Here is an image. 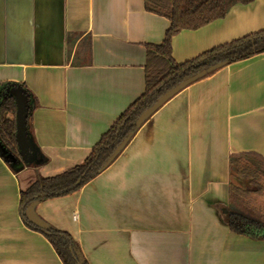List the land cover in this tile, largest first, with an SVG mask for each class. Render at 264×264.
Here are the masks:
<instances>
[{
    "label": "crops",
    "instance_id": "crops-1",
    "mask_svg": "<svg viewBox=\"0 0 264 264\" xmlns=\"http://www.w3.org/2000/svg\"><path fill=\"white\" fill-rule=\"evenodd\" d=\"M169 26L145 0H0V83L34 97L29 130L44 158L13 167L0 154V264H65L25 222L21 190L88 157L144 94L146 44ZM261 31L264 0L235 4L176 33L172 56L183 64ZM238 153L264 159V52L177 90L103 171L33 212L68 232L88 264H264V239L225 219ZM250 198L264 206V193Z\"/></svg>",
    "mask_w": 264,
    "mask_h": 264
},
{
    "label": "trees",
    "instance_id": "trees-1",
    "mask_svg": "<svg viewBox=\"0 0 264 264\" xmlns=\"http://www.w3.org/2000/svg\"><path fill=\"white\" fill-rule=\"evenodd\" d=\"M252 1L254 0H145L146 10L168 18L170 26L161 43L146 44L144 94L114 122L82 163L53 176H38L28 187L21 190L20 209L27 225L40 230L29 218L35 203L79 190L110 165L140 127L143 113L155 106L161 98L166 95L170 97L189 82L212 73L219 65L264 52V31H261L215 48L183 64H178L172 56L171 41L176 33L183 29L200 28L224 17L235 4H247ZM222 49L227 50L213 55ZM202 58L203 60H200ZM17 85L21 84L0 83V142L18 156L16 103L7 91ZM21 86L30 94L34 106V97L25 85ZM229 164L232 176L239 182H231L229 186L231 200L226 209V222L236 233L264 239V206H255L250 198L253 194L264 193V159L255 153H238L230 156ZM33 215L36 217L34 212ZM49 231L50 234L45 235L65 264H88L78 243L68 232L52 226H49Z\"/></svg>",
    "mask_w": 264,
    "mask_h": 264
},
{
    "label": "water",
    "instance_id": "water-1",
    "mask_svg": "<svg viewBox=\"0 0 264 264\" xmlns=\"http://www.w3.org/2000/svg\"><path fill=\"white\" fill-rule=\"evenodd\" d=\"M262 36L264 37V35ZM226 50L227 49L219 50L215 52L213 55L220 54ZM7 91L10 95L14 97L16 103V115H15L16 143H17L19 155L17 156L11 151H9L0 142L1 155L4 157L5 161L11 163L13 167L21 162L26 164H32V163L40 164L41 162H43V157L41 156L40 151L37 145L35 144L33 136L31 135V132L29 130V116L33 109V100L30 94L27 92V90L23 88L21 85L10 87L7 89ZM168 97L169 95L164 96L155 106L145 111L140 119V122H142L151 112H153L159 105H161ZM29 218L40 228V231H42L45 234H50L49 225H47L46 223L35 217L33 215V210L32 212L29 213ZM71 251L73 256L75 257L72 248ZM78 264H82V263L78 262Z\"/></svg>",
    "mask_w": 264,
    "mask_h": 264
},
{
    "label": "rangeland",
    "instance_id": "rangeland-1",
    "mask_svg": "<svg viewBox=\"0 0 264 264\" xmlns=\"http://www.w3.org/2000/svg\"><path fill=\"white\" fill-rule=\"evenodd\" d=\"M21 163H23V162H21ZM23 165H24V163H23ZM18 165H15V167H17ZM257 202V201H256ZM253 204H254V201H253Z\"/></svg>",
    "mask_w": 264,
    "mask_h": 264
},
{
    "label": "built area",
    "instance_id": "built-area-1",
    "mask_svg": "<svg viewBox=\"0 0 264 264\" xmlns=\"http://www.w3.org/2000/svg\"><path fill=\"white\" fill-rule=\"evenodd\" d=\"M74 218L76 219V216Z\"/></svg>",
    "mask_w": 264,
    "mask_h": 264
}]
</instances>
